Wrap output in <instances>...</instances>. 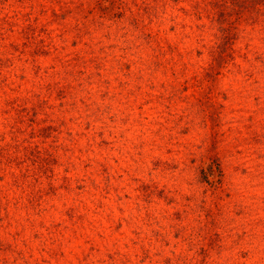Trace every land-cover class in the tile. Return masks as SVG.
I'll use <instances>...</instances> for the list:
<instances>
[{
  "label": "rangeland",
  "instance_id": "rangeland-1",
  "mask_svg": "<svg viewBox=\"0 0 264 264\" xmlns=\"http://www.w3.org/2000/svg\"><path fill=\"white\" fill-rule=\"evenodd\" d=\"M0 264H264V0H0Z\"/></svg>",
  "mask_w": 264,
  "mask_h": 264
}]
</instances>
